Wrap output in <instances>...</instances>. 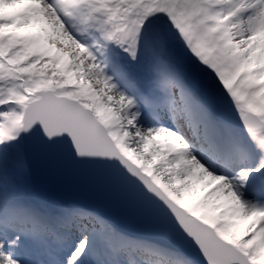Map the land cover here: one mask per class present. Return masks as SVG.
Returning <instances> with one entry per match:
<instances>
[{
  "label": "snow or ice",
  "instance_id": "6c2138e0",
  "mask_svg": "<svg viewBox=\"0 0 264 264\" xmlns=\"http://www.w3.org/2000/svg\"><path fill=\"white\" fill-rule=\"evenodd\" d=\"M0 264H264V0H0Z\"/></svg>",
  "mask_w": 264,
  "mask_h": 264
},
{
  "label": "rangeland",
  "instance_id": "374dc122",
  "mask_svg": "<svg viewBox=\"0 0 264 264\" xmlns=\"http://www.w3.org/2000/svg\"><path fill=\"white\" fill-rule=\"evenodd\" d=\"M16 10H17V9H16L15 7L7 9V11H10V12H12V11H16ZM20 31H23V30H20ZM203 195H204V192H203V191H201V192L198 194V196H203Z\"/></svg>",
  "mask_w": 264,
  "mask_h": 264
},
{
  "label": "bare ground",
  "instance_id": "6f19581e",
  "mask_svg": "<svg viewBox=\"0 0 264 264\" xmlns=\"http://www.w3.org/2000/svg\"><path fill=\"white\" fill-rule=\"evenodd\" d=\"M24 7L23 5L16 6L15 8L18 10L19 8Z\"/></svg>",
  "mask_w": 264,
  "mask_h": 264
}]
</instances>
